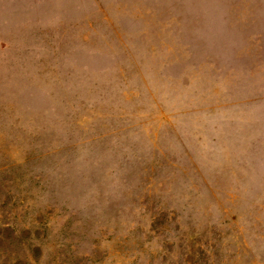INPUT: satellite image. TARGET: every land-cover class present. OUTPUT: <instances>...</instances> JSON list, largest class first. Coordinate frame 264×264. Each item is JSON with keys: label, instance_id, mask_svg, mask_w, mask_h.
Returning a JSON list of instances; mask_svg holds the SVG:
<instances>
[{"label": "rangeland", "instance_id": "374dc122", "mask_svg": "<svg viewBox=\"0 0 264 264\" xmlns=\"http://www.w3.org/2000/svg\"><path fill=\"white\" fill-rule=\"evenodd\" d=\"M0 264H264V0H0Z\"/></svg>", "mask_w": 264, "mask_h": 264}]
</instances>
